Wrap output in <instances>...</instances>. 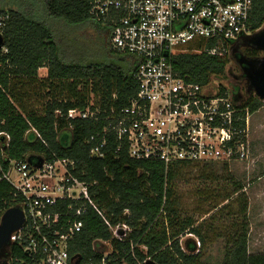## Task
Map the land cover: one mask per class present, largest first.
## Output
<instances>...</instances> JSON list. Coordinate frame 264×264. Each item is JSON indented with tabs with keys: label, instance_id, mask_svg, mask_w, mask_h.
Segmentation results:
<instances>
[{
	"label": "trees",
	"instance_id": "trees-1",
	"mask_svg": "<svg viewBox=\"0 0 264 264\" xmlns=\"http://www.w3.org/2000/svg\"><path fill=\"white\" fill-rule=\"evenodd\" d=\"M0 13L9 16L2 33L7 52L0 55V130L11 139L7 151L9 158L24 161L58 157L77 162V176L95 183L90 195L105 218L113 226L125 224L130 230L123 243L110 241L111 235L103 221L88 211L83 217V228L69 245V258L79 264H90V259L99 263L104 248L96 253L92 244L110 241L112 254L107 264H208L203 259L202 247H196L197 243L205 244L206 219L196 225L181 209V198L177 194L176 182L182 179L181 169L188 164L165 167L157 161H137L129 158L125 149L114 153V144L105 148L103 159L95 160L89 154L93 144L86 145L84 141L100 129V125L66 121L68 110L83 109L89 104L103 109L124 107L137 91L130 76L132 59L109 51L108 32L90 20L88 5L68 0H0ZM44 18L91 26L103 55L126 60V66L78 59L65 61ZM262 26L264 0H253L252 34ZM249 52L250 58H254L256 51ZM228 63L227 57L185 53L175 57L174 70L187 82L207 85L212 78L224 77ZM41 68H47V76L38 82L43 87L48 84L51 96L39 111L29 110L25 106V91L37 82V71ZM237 77L229 93L252 115L264 101L246 94L241 72ZM225 91L226 88L220 87L221 94ZM214 175L210 170L206 178L211 180ZM241 191V185L234 184L232 192L222 196L226 205L218 210L217 205H213L208 212L216 210L217 213L236 204L239 213L244 214L247 203ZM13 194L8 183L0 184V217L5 210L19 207V199ZM197 195L204 200L220 197L218 193ZM185 234L196 237L198 242L188 239L182 249L180 237ZM246 236L247 229L242 224L227 241L222 264H264V254L247 253ZM9 257L11 260L25 259L17 245L10 246Z\"/></svg>",
	"mask_w": 264,
	"mask_h": 264
},
{
	"label": "built area",
	"instance_id": "built-area-1",
	"mask_svg": "<svg viewBox=\"0 0 264 264\" xmlns=\"http://www.w3.org/2000/svg\"><path fill=\"white\" fill-rule=\"evenodd\" d=\"M68 1L88 5L90 20L108 32L109 51L132 59L130 76L137 85L124 107L89 104L67 111L68 122L100 125L84 141L93 144L90 158L103 159L105 148L114 144V153L125 149L131 159L165 167L247 160L248 108L227 91L221 94L213 85L183 80L174 70V59L188 51L222 57L238 50L252 35L253 0ZM8 19L0 13V37ZM6 52L2 43L0 55ZM10 143V136L0 130V184L12 187L24 216L22 227L10 236V246L21 247L25 259L8 257L0 264H79L69 258L68 248L88 211L103 221L110 241L127 239L129 228L111 225L92 200L95 183L77 176V162L58 157L12 160L7 154ZM110 241L92 244L96 253L101 248L104 252L99 263L90 259V264L110 262Z\"/></svg>",
	"mask_w": 264,
	"mask_h": 264
},
{
	"label": "rangeland",
	"instance_id": "rangeland-1",
	"mask_svg": "<svg viewBox=\"0 0 264 264\" xmlns=\"http://www.w3.org/2000/svg\"><path fill=\"white\" fill-rule=\"evenodd\" d=\"M44 21L52 31L65 61L78 59L101 63L113 62L121 68L126 66V60L103 55L95 30L91 26L70 25L65 21L46 18ZM249 50L251 49L241 46L237 52L250 58L252 56ZM254 51H256L254 58L264 56L261 51ZM187 53L199 54L195 51ZM222 57L229 59L224 77L218 80L212 78L209 85L218 89L224 87L230 92V85H234L237 81L233 76L240 75V70L236 61L232 59L231 52ZM46 76L47 68L39 69L37 82L25 91L27 94L24 98L25 106L29 110L39 111L50 98L48 84L45 83L46 87H43L38 82L44 80ZM247 139L250 151L245 162L227 165L221 163L188 165L181 169L182 179L176 182L177 194L181 198V209L184 213L191 216L196 225L206 219L203 227V231H206L205 244L200 246L197 243L196 247H202L203 259L208 264H222L227 241L242 224L247 229V253L264 254V102L254 114L250 115ZM210 170L215 173L211 180L206 178ZM236 183L241 185V193L245 195L246 212L240 214L239 207L234 204L216 213V210L226 205V202L222 201V196L232 192ZM197 193L211 195L218 193L221 199L218 197L204 200L198 197ZM213 205H217V209L208 212ZM188 239L198 242L196 237L185 234L180 237L182 249Z\"/></svg>",
	"mask_w": 264,
	"mask_h": 264
},
{
	"label": "water",
	"instance_id": "water-1",
	"mask_svg": "<svg viewBox=\"0 0 264 264\" xmlns=\"http://www.w3.org/2000/svg\"><path fill=\"white\" fill-rule=\"evenodd\" d=\"M3 43L0 37V46ZM242 47H247L264 53V28L246 37ZM236 49L231 52V56ZM236 64L240 68L245 80V93L254 94L257 99L264 101V56L260 58H248L239 55ZM237 79V76H233ZM24 223V216L18 206L11 207L3 212L0 217V263L9 257L10 236L19 230Z\"/></svg>",
	"mask_w": 264,
	"mask_h": 264
},
{
	"label": "flooded vegetation",
	"instance_id": "flooded-vegetation-1",
	"mask_svg": "<svg viewBox=\"0 0 264 264\" xmlns=\"http://www.w3.org/2000/svg\"><path fill=\"white\" fill-rule=\"evenodd\" d=\"M240 53L237 52V50L235 51V53L232 55V59L236 60V58L238 57ZM240 70V68H239Z\"/></svg>",
	"mask_w": 264,
	"mask_h": 264
}]
</instances>
